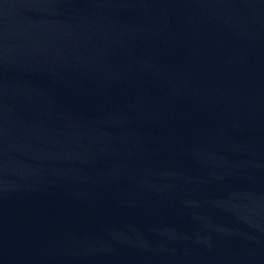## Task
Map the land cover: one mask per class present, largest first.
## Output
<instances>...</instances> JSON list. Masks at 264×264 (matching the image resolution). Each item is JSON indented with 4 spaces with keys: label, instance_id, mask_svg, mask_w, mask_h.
<instances>
[{
    "label": "water",
    "instance_id": "1",
    "mask_svg": "<svg viewBox=\"0 0 264 264\" xmlns=\"http://www.w3.org/2000/svg\"><path fill=\"white\" fill-rule=\"evenodd\" d=\"M0 264H264V0H0Z\"/></svg>",
    "mask_w": 264,
    "mask_h": 264
}]
</instances>
